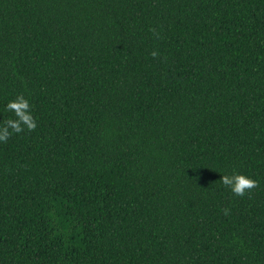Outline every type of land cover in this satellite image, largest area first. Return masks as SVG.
Returning <instances> with one entry per match:
<instances>
[{
  "label": "trees",
  "instance_id": "trees-1",
  "mask_svg": "<svg viewBox=\"0 0 264 264\" xmlns=\"http://www.w3.org/2000/svg\"><path fill=\"white\" fill-rule=\"evenodd\" d=\"M19 93L0 264H264V0H0V121Z\"/></svg>",
  "mask_w": 264,
  "mask_h": 264
},
{
  "label": "clouds",
  "instance_id": "clouds-1",
  "mask_svg": "<svg viewBox=\"0 0 264 264\" xmlns=\"http://www.w3.org/2000/svg\"><path fill=\"white\" fill-rule=\"evenodd\" d=\"M153 34L159 38V33L153 30ZM158 50H153L151 56L157 58ZM4 110L11 116L0 121V144H7L14 135H22L34 132L38 128V119L34 114V108L29 97L24 93L15 94L8 99ZM220 183L236 197H245L252 190L259 187V181L249 173L233 168L230 173L220 172ZM230 214V209H224V215Z\"/></svg>",
  "mask_w": 264,
  "mask_h": 264
}]
</instances>
